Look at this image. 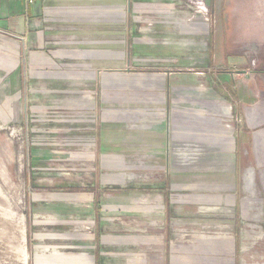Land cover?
<instances>
[{"label":"rangeland","instance_id":"rangeland-1","mask_svg":"<svg viewBox=\"0 0 264 264\" xmlns=\"http://www.w3.org/2000/svg\"><path fill=\"white\" fill-rule=\"evenodd\" d=\"M135 16L140 27L137 34L144 44L161 46V38H151L150 34L155 36L163 31L166 35L167 28L159 24L171 17L179 22L174 28L180 33H171L174 38L170 44L182 41L186 46L193 43L214 46L213 35L217 50L222 46L220 50L233 52L232 68L248 67L245 72L253 74L264 65L257 64L264 59V0H154L140 3ZM125 20L126 14L120 13V42L114 48L123 57L104 58L106 68L114 65V58L115 64L121 61L123 68L121 74L106 79L103 98L114 100V104L109 102L107 107L87 109L86 114H80L67 108V95L55 96L54 112L59 119L54 129L50 126L52 130L40 136L36 126L32 129L30 118L16 123L0 119V264H26L22 260L24 255L31 253L33 257L41 250L44 254L46 248L48 252L78 248L77 244L84 242L89 247L104 248L106 254L101 257V264H264L263 193L251 194L246 185L235 209L213 198L198 200L190 207L173 206L167 204L164 191L160 190L169 173L166 160L169 140L162 157L150 151L137 153L132 148L118 152L114 159L101 156L98 131L102 118L113 121L165 118L164 108L149 105L160 95L152 88L155 91V86H160L164 75L187 72L200 74L204 79L198 68L210 59V46L200 51L203 45L182 53L181 65H169L176 60H169V54L124 57L129 52L126 30L122 27ZM178 36L184 39L177 41ZM16 44L12 37L0 35V78L19 69L26 84H30L33 74L24 54H16ZM171 55L177 57L178 53ZM81 90L77 87L74 91ZM220 108L223 113L218 117L225 123L228 109L225 104ZM236 109L241 110L240 103ZM73 115L83 118L80 125L83 127H76ZM236 115L240 123V116ZM86 117L95 121V137L79 143L78 136L92 131L86 127ZM167 129L169 134V126ZM41 138L55 143L43 149L47 152L46 160L34 164L29 159L31 143ZM48 150L53 151L50 157ZM250 168L253 169L248 166L247 174ZM107 172L111 173L110 188L102 187L100 181ZM257 172L263 176L264 164ZM30 193H39L53 205L50 207L53 211L59 209L61 221H56L55 213H48L44 218L49 219V225L33 227ZM103 200L115 208H105ZM44 235V242L34 240ZM32 263L35 264L33 260Z\"/></svg>","mask_w":264,"mask_h":264},{"label":"crops","instance_id":"crops-1","mask_svg":"<svg viewBox=\"0 0 264 264\" xmlns=\"http://www.w3.org/2000/svg\"><path fill=\"white\" fill-rule=\"evenodd\" d=\"M152 2L154 0H0V35L15 40L16 54H24L25 63L33 74L30 84H26L19 69L0 78L1 121L16 123L30 118L32 129L36 126L40 136L42 132L51 131L53 126L54 129L59 119L54 112L55 96L67 95V108L69 106L80 114L113 103L114 100L103 98L106 79L121 74L123 68L121 61L115 64V58L114 65L106 68L104 58L123 57L120 50L114 49L115 43L120 42V13L126 14L122 27L126 30L129 46L124 57L169 54V60L176 59L169 65H181L182 53L197 50L201 45L200 51H205L210 46L205 43L186 46L179 41L184 39L180 36L176 38L179 42L170 44L174 38L171 33H180L174 28L179 22L171 17L165 20L166 25L159 24L167 28L166 35L163 31L155 36L150 34L151 38H161V46L142 43L137 34L140 27L136 21V8L140 3ZM231 29L227 30L228 34L232 33ZM211 37L214 44L209 48L211 61L204 64L205 68H198L204 79L198 76L200 74L186 72L167 77L163 72L160 86H155V91L152 88L160 95L149 105L164 108L167 111L165 118L158 116L143 121L102 118L101 131H98L102 144L100 154L105 159H114L118 152H128L132 148L137 153L150 151L162 157L169 140L166 159L169 173L160 186L167 204L190 207L198 200L213 198L235 209L246 185L251 194L256 195L259 191L264 196V172L263 176L257 172L264 164V65L253 74L239 72L241 70L232 68L233 52L220 50L222 46L217 50L216 38ZM165 39L166 43L163 42ZM156 48L162 50L154 51ZM171 53L178 55L174 57ZM257 64H264V59ZM246 70L249 68L243 71ZM77 87L82 89L79 93L74 91ZM237 103H240V111L236 109ZM221 104L228 109L225 123L218 117L223 113ZM236 114L240 116V123ZM73 118L77 128L83 127L80 126L83 118L74 115ZM85 121L88 124L85 126L92 131L78 136L79 143L95 137V121L88 117ZM47 141L41 138L31 143L29 159L32 163L46 160L47 152L43 149L55 143ZM52 155L53 151L48 150V157ZM248 166L253 169L250 168L247 174ZM110 174L101 176L102 187L112 186ZM29 197L33 227L49 225V219L44 218L48 213H55L56 221H61L62 212L50 209L53 205L45 202L39 193H30ZM109 203L103 200L105 208H115ZM31 240L32 237L27 243ZM34 240L44 242L46 236ZM77 246L56 252H48L46 248L44 254L41 250L33 257L31 253L24 255L22 260L26 264H34L32 260L35 264H101V257L106 254L104 248L89 247L85 242Z\"/></svg>","mask_w":264,"mask_h":264},{"label":"water","instance_id":"water-1","mask_svg":"<svg viewBox=\"0 0 264 264\" xmlns=\"http://www.w3.org/2000/svg\"><path fill=\"white\" fill-rule=\"evenodd\" d=\"M239 72H243V73H244L245 71L241 70V71H239Z\"/></svg>","mask_w":264,"mask_h":264}]
</instances>
